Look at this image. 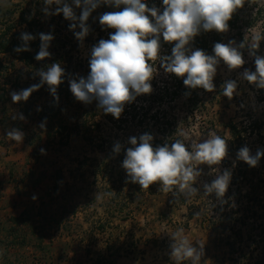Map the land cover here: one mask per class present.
Returning a JSON list of instances; mask_svg holds the SVG:
<instances>
[{
    "label": "rangeland",
    "instance_id": "obj_1",
    "mask_svg": "<svg viewBox=\"0 0 264 264\" xmlns=\"http://www.w3.org/2000/svg\"><path fill=\"white\" fill-rule=\"evenodd\" d=\"M38 2L42 3L39 8L43 12V0H0V34L10 26L15 28L8 31L9 36L23 31L16 26L22 10L28 12V16L30 13L35 18L41 16L43 30L39 26L32 35L35 34L40 41L38 34H52L54 39L49 49L53 56L55 39L65 38L64 28L62 25L60 27L57 15H46L44 12L38 15ZM104 6L98 11L97 22L104 12L123 8ZM56 7L52 5L51 10L54 11ZM73 7L79 17L81 9ZM100 31L104 32V37H108L113 29L101 28ZM260 33L259 26L245 27L242 37L238 31L225 32L223 43L234 41L236 46L244 43L240 51L246 63L239 69L229 70L221 61L214 77L216 87L203 97L206 107L202 111L191 110L182 98L176 99L170 108L169 103L164 104V108L177 118L178 135L181 136L182 132L188 134L187 139L181 137L189 147L193 141L207 139L210 132L220 135L228 144L230 124H237L241 128L252 117L264 120V105L258 102V88L242 78L245 69L255 70L254 57L248 48L253 43V36ZM94 39L98 38L95 36L91 40ZM261 42L256 54L264 56ZM78 45L80 49L73 55L74 62H85L87 76L91 49L85 42L77 40L75 35L72 42L67 44L66 51H62L63 59L58 61L68 63V49ZM0 60L6 66L16 65L15 69L10 68L7 73L0 69V76L5 75L8 80L5 81L8 101H0V153L6 154L11 149L15 152L12 153L14 158L17 150L21 155L24 154L19 145L21 141L6 136V131L13 128L21 130L30 150L32 172L42 185L39 186L42 189V202L37 212L31 210L27 218L15 219L0 215V264H130L131 260L138 261L137 264H177L175 257H171V244L172 236L180 229H183L190 243L202 248L199 264H257L262 259L264 157H261L256 167L247 166V176L243 178L237 172L236 158L229 156L228 152L218 166L194 165L199 168L201 175L193 185L198 191L190 196L175 190L163 192L158 182L148 189H141L130 181L122 183L121 178L124 182L128 181L122 162L127 148L131 147L129 138H138L147 130L135 126L116 129L106 124L94 135L96 139L104 136L112 144L98 149L96 145L87 143L82 133L73 126L78 116V106L83 102L76 101L75 107L60 112L52 123L40 121L36 111L32 113L31 120L20 119V103L12 102L11 93L22 89H13L12 83L16 77L23 75L21 84L26 86L27 77L24 74L28 76L30 69L11 55H0ZM51 60L52 57L47 59L48 62ZM154 68H157V73H154L151 83L164 81L162 68L156 63ZM34 72L38 73L36 70ZM3 79L0 77V80ZM229 79L236 80L238 84L231 99L224 96L222 87ZM39 81L40 77H36L32 84ZM51 100L42 96L35 97L34 102L38 109ZM95 102L93 100L84 105L95 106ZM58 122L66 126L65 146L59 144L60 135L52 127L53 123ZM150 132L153 138H161V132L155 128ZM34 135H41L42 142L39 143L36 137L32 147L27 139ZM117 143L121 145L119 153L114 151ZM244 146L255 155L258 150L264 151V140L253 134L247 137ZM122 153L124 156L120 155ZM226 170L231 173V178L224 197L217 198L215 193H206L203 185L211 183ZM108 187H112L113 191L109 192ZM220 214L229 217L230 224L225 233L217 236L213 233L210 221L218 220ZM256 214L259 217L256 218ZM213 228L222 229L219 225ZM240 228L242 233L239 235ZM236 233L238 235L235 236ZM229 244L235 247L234 251L230 252ZM181 264H191V261L185 260Z\"/></svg>",
    "mask_w": 264,
    "mask_h": 264
},
{
    "label": "clouds",
    "instance_id": "obj_2",
    "mask_svg": "<svg viewBox=\"0 0 264 264\" xmlns=\"http://www.w3.org/2000/svg\"><path fill=\"white\" fill-rule=\"evenodd\" d=\"M43 3L46 15L62 13L66 20L73 22L69 29L79 41L89 34L87 21L94 10L102 5L115 9L123 6L122 10L104 12L99 16L101 27L114 31L108 39H101L92 47L87 77L69 81L70 91L77 101L88 104L95 100L105 114H111L116 119L120 118L125 104L153 91L151 80L157 68L151 62L159 60L166 73L183 78L186 88H202L208 92L216 87L214 77L221 61L229 70L239 69L246 63L240 51L244 48L243 42L239 46L234 41L216 42L212 54L191 47L194 38L201 32H227L228 22L237 10L244 7L245 0H162L160 7L155 4L149 6L146 0H72L71 3L68 0H43ZM52 5L57 6L54 11L51 10ZM73 6L81 9L79 17ZM77 26L80 29L78 32L75 31ZM38 35L41 43L35 59L42 61L51 56L48 49L54 36L45 33ZM20 39L23 43L14 49L16 52L30 51L29 42L36 37L22 32ZM252 39L253 43L248 49L254 57L255 70L245 69L242 78L264 89V56L256 54L264 36L255 34ZM161 40L173 44L171 55H161ZM37 74L40 83L13 91V103L26 102L33 92L45 84L58 99L57 88L64 82L65 76L61 64L53 63ZM222 87L224 96L231 99L238 84L236 80L229 79ZM20 119L24 117L21 115ZM6 136L17 142L24 139V133L16 128L7 131ZM181 136L188 138L185 132ZM152 141L153 136L147 133L139 139L130 137L131 147L126 150L122 167L130 182L138 184L141 189H148L158 182L160 190L166 193L178 188L185 195L195 194L198 189L193 185L201 171L194 165L218 166L228 152L227 141L215 132H210L208 138L201 142L193 141L190 147L182 139L156 147H153ZM120 150L121 145L117 143L114 151L119 153ZM261 157H264V151L258 150L252 155L247 146L237 153V159L250 167H256ZM230 178L231 173L224 171L211 183L203 185L205 192L223 198ZM172 239L171 257H175L177 264L185 260L199 264L202 248L190 243L183 229L178 230Z\"/></svg>",
    "mask_w": 264,
    "mask_h": 264
},
{
    "label": "trees",
    "instance_id": "obj_3",
    "mask_svg": "<svg viewBox=\"0 0 264 264\" xmlns=\"http://www.w3.org/2000/svg\"><path fill=\"white\" fill-rule=\"evenodd\" d=\"M71 0H68V2ZM155 1V5L160 7L162 4V0H153ZM152 1V2H153ZM148 5H153L150 0H146ZM42 3H37L36 6L38 7V15H41L43 12L40 10L39 6ZM104 7H107L105 5ZM101 7L97 8L92 12L88 19L89 24V34L84 38L82 42H85L89 45L90 49L97 44V41L101 39H108V37H104V32L100 31L102 28L100 23L97 22L98 11ZM21 15L19 18V22L16 26H19L23 29V31L18 32L17 34H13L9 36L8 31H11L14 26H10L6 32L0 34V55H11L18 61L22 62L24 66L30 69V72L27 73V81L26 86L21 84V79L23 75L20 77H16V79L12 83L13 89H26L30 87L32 84L33 79L39 77V75L35 72H38L41 69H46L47 66L53 63H60L61 66L65 69V76L64 82L59 85L57 88L56 96L58 99L54 97L48 86L45 84L39 88V90L33 92L30 98L26 102H20V112L24 116L25 119L31 120L32 113L36 111L37 115H39L38 119L43 122H50L52 123L56 117H59L60 112H66L68 108H73L76 106V99L70 91V85L68 84L69 79H78L79 77H87L86 76V69L87 66L84 64L85 62L77 61L74 62L75 53L80 49L78 46H72L68 49L70 52H67L66 55L68 57V63H61L58 59H63L62 51H66L67 44L72 42L74 32L69 29V25L73 23L72 21L66 20L61 13L58 16L60 27L64 28L65 38H59V40L55 39V46L53 48V61H47L48 58H45L42 61H37L35 56L39 52L40 49V41L34 39L33 41L29 42L30 51H21L16 52L14 51L15 48L22 46V41L20 39L22 32H27L32 34L38 31L39 26H41V31L43 30L41 25V16L35 18L33 14L28 16V12L21 11ZM99 21V19H98ZM229 23V30L238 31L239 35L242 37V31L245 27L253 28L255 26H259L261 28V35L264 36V0H245V5L243 8L237 10L233 14L232 19L228 22ZM2 26H4L2 24ZM59 27V28H60ZM78 27V26H77ZM61 28V29H62ZM63 31V30H62ZM78 31V28L75 29ZM114 31V30H113ZM35 36V34H34ZM96 36L98 39H93ZM225 38V33H217L215 31L211 32H201L200 35L194 38L191 47L193 50L199 48L206 51L208 54H212L213 45L216 42H223ZM261 46L264 48V39L261 40ZM53 40L50 44H52ZM161 55H171V49L173 47L172 43H165L161 40ZM51 49H48L50 52ZM73 50V51H72ZM91 55V52H90ZM49 57V58H50ZM154 64L156 63L159 67V60L155 62H151ZM89 65V62H88ZM10 68L15 69V64L5 65L4 62L0 60V69H3L6 73L10 71ZM162 68V72L165 75V79L162 82L154 81L152 84L153 91L151 94H143L137 100H134L131 103H127L124 106V111L121 114L119 119L114 118L111 114H105L102 109L98 107V102H95V106L90 104V106H85L84 103L78 106V116L77 119L74 121V127L77 128L79 133H82L84 140L93 145H96L98 149H103L106 145L112 144L111 140H107L104 136H100L96 139L94 133L99 132L106 124H110L114 126L116 129H122L125 126H135V127H142L143 129L147 130V133L151 135L150 132L153 128L156 129L161 135V138H153L152 144L153 147L162 146L164 144H171L174 143L177 139H182L181 136L178 135V127H177V118L172 115L167 108H164L165 103L168 104V108H170L176 99L182 98L185 100L187 106L191 110H198L202 111L206 107L204 96L209 94L210 92L202 89H189L186 88L183 83V78H178L174 74L166 73ZM2 73V72H0ZM4 77L3 81L0 80V101L5 100L8 101V92L6 90L5 81H8L6 76ZM40 83L37 82V84ZM162 83V84H159ZM157 85V88L155 89ZM156 90V92L154 91ZM258 102L264 105V89L258 88ZM42 96H47L52 100L42 106L41 108H36V103L34 102L35 97L41 98ZM264 107V106H263ZM36 109V110H35ZM98 117H101L99 120ZM126 124V125H125ZM52 127L55 128V133L60 135L59 144L61 146H65L66 141L64 138L66 126H63L62 122L53 123ZM230 131V140L228 142V155L233 156L234 159L236 158V166L237 172L239 176L243 178L247 176V166L248 164L245 162L237 159V153L240 148L244 146L245 140L247 137L256 134L261 139L264 140V120L252 117L249 122L244 123L241 128L237 126V124H230L229 126ZM37 137V138H36ZM34 138L38 139V142H42L41 135L29 137L27 140L29 144L33 147L35 141ZM139 139V137L137 138ZM183 140V139H182ZM95 147V146H94ZM124 156V154H120ZM238 160V161H237ZM128 181L123 180L121 178L122 183H129ZM159 184V183H158ZM109 192L113 191L112 187H108L107 189ZM179 191L178 188H174L173 191ZM151 191V190H150ZM259 217V216H258ZM211 220V219H210ZM217 223V224H216ZM210 224L213 229V233L217 236L225 233L227 230L228 225L230 224V218L225 216L224 214H220V218L216 221H210ZM220 226L222 229L213 228L214 226ZM242 228H240V233H242ZM235 236L238 235L237 233L234 234ZM230 252L235 250V247L232 244H229Z\"/></svg>",
    "mask_w": 264,
    "mask_h": 264
},
{
    "label": "crops",
    "instance_id": "obj_4",
    "mask_svg": "<svg viewBox=\"0 0 264 264\" xmlns=\"http://www.w3.org/2000/svg\"><path fill=\"white\" fill-rule=\"evenodd\" d=\"M19 145L24 154L21 155L17 150L16 158L11 149L6 154L0 153V215L5 214L8 219L27 218V213L31 210L37 212L42 202V189L39 188L42 186L41 180L32 172L30 150L25 140ZM137 263L130 261V264Z\"/></svg>",
    "mask_w": 264,
    "mask_h": 264
},
{
    "label": "built area",
    "instance_id": "obj_5",
    "mask_svg": "<svg viewBox=\"0 0 264 264\" xmlns=\"http://www.w3.org/2000/svg\"><path fill=\"white\" fill-rule=\"evenodd\" d=\"M259 215L258 214H256V218L258 217ZM261 256H262V259L261 260H259V262L257 263V264H264V253L263 254H261Z\"/></svg>",
    "mask_w": 264,
    "mask_h": 264
}]
</instances>
